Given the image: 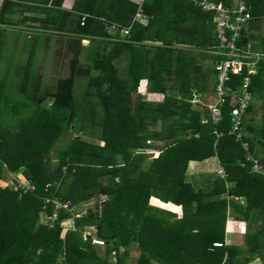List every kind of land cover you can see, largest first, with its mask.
<instances>
[{
    "label": "trees",
    "instance_id": "obj_1",
    "mask_svg": "<svg viewBox=\"0 0 264 264\" xmlns=\"http://www.w3.org/2000/svg\"><path fill=\"white\" fill-rule=\"evenodd\" d=\"M36 2L33 8L46 16L22 21L64 34L72 57L69 74L42 92L40 76L33 72L38 47L33 44L19 87L27 100L11 101L0 89V179L22 169L34 186H0V264H249L256 256L264 263V168L254 170L247 160L248 153L254 154L253 139L229 134L232 98L218 124L209 111L184 99L192 86L210 87V71L216 84L214 66L202 63L208 48L213 63L220 59L213 53L219 47L213 16L191 0H74L69 8L64 0ZM246 2L253 15L255 0ZM20 5L27 6L24 0H4L0 23L13 21L7 14ZM199 22H209L211 30L206 35L203 28V39L189 48L186 37ZM246 39L243 32L239 43ZM124 54L126 76L115 63ZM77 79L87 86L79 97ZM143 79L147 91L161 99L143 96ZM241 81L236 76L231 84L238 88ZM45 97L50 101L44 103ZM29 102L34 108L28 112ZM87 125L89 139L83 136ZM63 136L66 145L56 148ZM150 152L157 155L149 159ZM214 156L223 175L217 171L207 187L189 180L190 163ZM94 193L103 196L97 211L75 217L61 208L45 223L54 214L47 198L75 205ZM152 197L163 208L152 205ZM174 205L181 214L172 211ZM229 208L248 225L243 245L225 244ZM68 217L74 218L75 230L62 226ZM255 218L261 225L251 232ZM86 225L105 241L102 251L90 237L83 238Z\"/></svg>",
    "mask_w": 264,
    "mask_h": 264
},
{
    "label": "built area",
    "instance_id": "obj_2",
    "mask_svg": "<svg viewBox=\"0 0 264 264\" xmlns=\"http://www.w3.org/2000/svg\"><path fill=\"white\" fill-rule=\"evenodd\" d=\"M2 1L3 0H0V7ZM191 1L213 16L215 36L219 42L218 49L213 52L215 55L220 56V59L214 63V69L216 72V102L208 105V111L210 112L212 122L214 124L221 122L223 118V108L227 104L228 98H232L234 103L230 109L232 122L229 134L235 135L237 140H242L244 136V116L253 100V94L250 89L252 76L257 72L259 61L264 59V54L254 49V44L251 40L246 39L243 44L239 43L243 34V29L252 19L250 9L246 0H238L234 6L222 5L214 0ZM236 76L242 77V81L238 88H234L231 84ZM185 99L193 103L200 101L197 94H193V97ZM215 133L218 137L222 135V132L217 130H215ZM242 144L244 148L248 150V142L244 141ZM247 160L253 163L254 170H263V164L250 153L247 155ZM218 173L223 175V170L219 169ZM15 187L26 189L34 188L27 179H25V181L19 180ZM46 202L53 203L54 214H48L45 223H51L56 217L57 210L61 208L71 212L72 216L75 217H81L86 214L84 211H78L76 206L70 201L60 202L57 198H47ZM69 221L70 223L66 226V222ZM61 224L67 229L75 230L73 217L65 218ZM89 237L93 244L99 246L105 245L103 239L94 236L91 230H86L83 238L86 240ZM221 245V242L213 243V246Z\"/></svg>",
    "mask_w": 264,
    "mask_h": 264
},
{
    "label": "crops",
    "instance_id": "obj_3",
    "mask_svg": "<svg viewBox=\"0 0 264 264\" xmlns=\"http://www.w3.org/2000/svg\"><path fill=\"white\" fill-rule=\"evenodd\" d=\"M4 1V0H3ZM2 1V3H3ZM12 1H17V0H12ZM74 0H64L63 2V7L65 8H69V5L71 2H73ZM135 2L138 3H142L143 0H134ZM214 1H218V0H214ZM238 0H232L233 4H236ZM24 2H26L27 6H16L15 7V11L10 12L7 14L8 18L13 20L11 22H7V23H0V27L3 28V30L0 33V58H1V50L3 52V46L5 44V39L8 36L7 32H10L12 30L15 31H20V32H25L27 34V39L30 40H34V36L36 34H43L44 37H46V42H49V37L54 34V31L51 32L50 30H44L41 29L40 24L38 22H35L33 20H23L24 16H33V17H45L46 13L45 11L42 10H38V9H34L33 6L36 4H40L38 2H36V0H24ZM219 2V1H218ZM2 6V4H1ZM253 15H252V19L248 22V24L246 25V27L243 29L244 31V36L251 40L254 44V49L262 54H264V0H255V5H254V10H253ZM205 25V27H204ZM204 25L201 24V22L197 23V27L194 28L192 26V30H193V34L189 35L186 37V39L189 41L188 45H185L187 47H192V45L190 43H193L194 41H201L203 39V36H201V32L204 28L205 30V34L209 35V31L211 30V26L209 24V22H204ZM195 31V32H194ZM31 34V36L29 35ZM56 34V33H55ZM61 38V35L63 36L64 34H56ZM55 35V36H56ZM28 36H30L28 38ZM64 38V37H62ZM84 40V39H83ZM86 41H88V44H83L85 47L89 46L90 44V40L86 39ZM39 43V42H38ZM158 43V42H157ZM2 48V49H1ZM209 49V48H208ZM203 51L202 55L206 56V59L202 60L203 66L205 67H211L214 66L213 60L214 58L212 57L211 53H209V50ZM38 50V47H37ZM36 50V53H37ZM200 52V51H197ZM210 56H208V55ZM124 57H126L127 63H126V68L124 71V75L127 72V66H128V58L127 56L124 54ZM36 58V57H35ZM264 61V59H263ZM262 61V62H263ZM207 77L209 78V82H210V87L207 89H204L203 91L199 90L196 86H192L190 87V89L188 90V93L186 95L185 98H190L193 97V94H197V96L199 97V102L197 103H193V102H189L192 105L197 104V107H199L202 112H206L208 111V105L210 104H214L216 102V96H215V75L212 71L207 73ZM147 81L143 79V81L141 82L140 85H142V87L140 88V91H142L143 93L146 94H154L157 95L156 93H150L147 91L146 87H147ZM202 87V86H201ZM176 92V91H175ZM253 100L251 102V106L250 109L247 111V113L244 116V123H245V129L243 130L244 135H247L249 137H252L253 139V156L255 158H257L258 160L264 161V64L261 65V71L255 74V78L253 79ZM204 116V115H203ZM205 120V118H204ZM246 126H253L255 128L254 130H251L250 128H246ZM212 166L214 172V175H216L221 166L217 160V158L214 157H210L204 161L201 162H192L190 163V171L193 175V177L197 178V185H198V179L200 180V182H202L200 185V187H207L208 185L204 182V179H208L209 175H207V172L211 173L212 169L210 167ZM206 176V177H205ZM205 183V184H204ZM154 198V197H152ZM241 201V200H240ZM243 202V201H241ZM176 206V205H175ZM178 208L180 206H177ZM181 208V207H180ZM232 209L229 208L228 210V215H227V221L231 220L233 223H244L246 222L245 220H237L235 219L233 216L232 217H228L229 214H231ZM237 224V225H238ZM234 225V224H232ZM258 227H256V226ZM261 225L260 219L259 218H255V220L253 221V223L251 224L250 227V231L253 232L254 230L258 229ZM228 226V223H227ZM254 226V227H253ZM232 229V226H231ZM231 229L226 228V234H225V244H234V245H243V239L242 237H244V233H245V229L243 230H238L236 229V225H235V229L233 230V232H231Z\"/></svg>",
    "mask_w": 264,
    "mask_h": 264
},
{
    "label": "rangeland",
    "instance_id": "obj_4",
    "mask_svg": "<svg viewBox=\"0 0 264 264\" xmlns=\"http://www.w3.org/2000/svg\"><path fill=\"white\" fill-rule=\"evenodd\" d=\"M7 35L8 36L5 39V44L2 47L3 52L1 50V58H0V89L5 93L6 98H10L11 101L16 100V102H18V100L19 102L22 101L21 103H24L23 101L27 100L28 96L27 95L24 96L20 94L19 87L22 81L23 71L25 69V66L28 63L29 51L33 44L38 45L37 53L35 52L36 58H35L34 65H33V72L36 74L38 78L40 76L39 79L41 80V85H42L40 88L42 92L46 91L47 89H50V90L54 89L57 83V80L69 74V71H70L69 62L72 57V54L67 49L66 37L64 35L63 36L61 35V38H60L58 35L52 34L49 37V42H46V37H44L43 34H39V35L36 34L33 38L34 40L32 39L28 40L27 34L25 32H20V31H15V30L7 32ZM29 35L31 36V34ZM30 36H28V38ZM82 43L88 44V41L84 39L82 40ZM109 47H111V45ZM83 58L85 59L84 55H83ZM115 63L117 64L121 75H123L125 68H126V63H127L126 57H124L123 55L118 57L115 60ZM77 80L78 81L75 86V91H76V95L79 97L83 93H85L87 86L84 83L83 79H77ZM141 87L142 85H140L139 88ZM31 92L33 93V91ZM142 94L146 99H150V100L158 101L159 99L162 98L161 95H158V94L157 95L146 94V93H142ZM91 97H92L91 101L97 104V98L95 96H91ZM43 101L44 103H47L50 100L48 97H45ZM29 104H30V107H27L28 112L29 110L34 108L33 102H29ZM3 117H4V121L8 120L7 116L4 115ZM15 120L14 121L10 120V123L13 124ZM85 132L87 134H84L83 136L89 139V134H88L89 125L86 126ZM95 133L96 134L100 133V130L95 131ZM78 135H81V132L78 133ZM67 141H68L67 136L61 137L56 144V148L64 147ZM148 142L152 144H157V146L162 144V142H156V141H150V140H148ZM157 146L153 147V149H157L158 148ZM156 155H157V152H150L148 153V158L151 159L152 157ZM210 168L212 169L213 167L211 166ZM21 170L22 169H19L12 173H7L4 179H0V186H4V187L13 186L14 187V186H17L18 184L17 182L19 180L25 181L26 178H24ZM214 170L212 169L211 173L207 172L206 176H208L209 174L210 175L207 180L204 179V182L206 184L207 182L213 179L214 173L212 172H214ZM191 178H192L191 181H193V176L190 175L189 180ZM99 180H100V183L102 184H106L107 182L105 178H100ZM195 180H197V178H195ZM201 183L202 182H200V180L198 179V185H200ZM101 199H103L102 195H97L94 193L91 197L82 199L81 201L75 203V206L78 211L80 212L84 211L87 214V212L90 210L91 211L98 210L97 209L98 204L100 203V201H102ZM150 203L154 206L161 207V206H158L153 201V198L150 199ZM174 207L175 208L172 209V211L178 212V214H181V208L180 207L178 208L175 205ZM168 210H171V209H168ZM232 216H234L233 212H231V214H229L228 217H232ZM226 222L228 223V226L226 223V228L231 229V226H232L231 232H233V230L235 229V225H236V229L238 230H243V231L244 229L245 231L248 230V225L246 222L241 223V224H238V223L235 224L231 220H228ZM69 223L70 221L66 222V226H68ZM84 229L91 230V232H94L92 226H89V225H86ZM242 239L244 240V237H242ZM104 248H105V245L98 246V249L100 251H102ZM115 259L116 258L112 257V262L116 261ZM261 263L264 264L261 261V259L258 256H256L249 264H261Z\"/></svg>",
    "mask_w": 264,
    "mask_h": 264
}]
</instances>
